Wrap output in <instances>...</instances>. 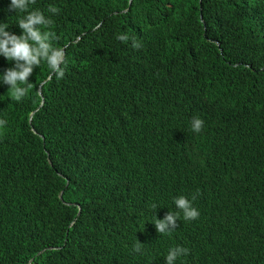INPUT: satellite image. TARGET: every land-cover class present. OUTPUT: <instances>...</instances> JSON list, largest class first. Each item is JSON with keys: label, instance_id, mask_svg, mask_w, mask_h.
I'll return each mask as SVG.
<instances>
[{"label": "trees", "instance_id": "trees-1", "mask_svg": "<svg viewBox=\"0 0 264 264\" xmlns=\"http://www.w3.org/2000/svg\"><path fill=\"white\" fill-rule=\"evenodd\" d=\"M10 3L0 23L20 35ZM31 8L66 71L48 82L42 62L20 102L0 82V264H166L176 246L175 264H264V0ZM197 190L198 219L160 235L152 221Z\"/></svg>", "mask_w": 264, "mask_h": 264}, {"label": "clouds", "instance_id": "clouds-1", "mask_svg": "<svg viewBox=\"0 0 264 264\" xmlns=\"http://www.w3.org/2000/svg\"><path fill=\"white\" fill-rule=\"evenodd\" d=\"M35 4L36 0H11L9 10L24 13L16 22L22 30V34L16 35L7 31L6 29L9 25L0 23V55L9 61H14V66L5 69L0 74V82L9 86L10 97L17 102L22 101L28 95L29 89L32 87L31 84H34V82L30 83V78L33 79L36 76L34 69L40 67L42 62L47 65L49 70L48 82L53 77L57 80L63 79L66 71L65 49L63 47H55L52 43L55 39V33L51 31L53 20L46 17L40 9L31 8ZM48 12L58 14L60 9L55 5L49 4ZM116 39L121 42H127L129 36L127 34H119ZM132 47L139 49L141 45L133 38ZM43 84L44 82L38 87V93L41 97L43 95ZM43 104L44 102L41 103L40 107ZM30 124L32 125V118L30 119ZM6 125L7 120L0 118V129H4ZM203 126V119L199 117L192 118L191 130L193 132H201ZM198 195L199 190L192 194L191 199L184 195L174 197L173 202L176 211H169L165 213L162 219L156 217L152 221L157 232L160 235H170L178 227L181 213L185 221L198 219L199 211L193 206V201L197 199ZM152 207L156 209L157 205L153 204ZM52 249L57 248H50V250ZM141 250L142 243L137 239L133 245V251L141 252ZM189 251V249L182 246L169 249L165 256L166 264H175L178 257L188 255Z\"/></svg>", "mask_w": 264, "mask_h": 264}, {"label": "water", "instance_id": "water-1", "mask_svg": "<svg viewBox=\"0 0 264 264\" xmlns=\"http://www.w3.org/2000/svg\"><path fill=\"white\" fill-rule=\"evenodd\" d=\"M201 5H202V0H201ZM61 199H62V196H61Z\"/></svg>", "mask_w": 264, "mask_h": 264}]
</instances>
